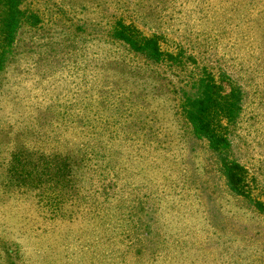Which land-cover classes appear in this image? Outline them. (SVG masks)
<instances>
[{"label": "rangeland", "instance_id": "1", "mask_svg": "<svg viewBox=\"0 0 264 264\" xmlns=\"http://www.w3.org/2000/svg\"><path fill=\"white\" fill-rule=\"evenodd\" d=\"M25 3L38 19L18 31L13 55L0 75V178L14 143L12 129L21 131L23 141L44 156L54 153L56 163L65 152L76 154L85 145L83 135L91 131L101 133L103 144L106 133H112L107 144L120 149L114 156L121 159L129 153H159L167 144L174 157L155 171L172 175L178 186L172 196L184 214L163 208V202L140 191L123 192L138 201L127 219L121 215L111 222L116 230L113 246L124 252L123 264L156 263L162 251L178 263L186 257V264H264L263 0ZM120 18L134 20L145 35L156 33L164 51L181 52L179 70L146 62L112 41L109 32ZM200 73L212 79L215 93L207 112L223 113L225 101L232 104L236 84L242 87L241 110L224 125L231 157L245 172V195L229 190L216 155L204 139L191 135L180 114V89L189 76ZM36 120L40 129L32 125ZM37 136L46 141H33ZM136 142L138 151L132 145ZM92 170L96 174L99 166ZM10 190L0 195V227L15 232L6 229L14 238L23 229L34 233L41 219L32 224L25 217L34 207L30 195L19 198ZM73 202L65 208L82 207L75 196ZM74 237L67 246L81 249L74 255L89 264L91 250L79 249ZM36 241L30 236L24 248L31 253L30 247L39 245ZM0 264L8 262L0 256Z\"/></svg>", "mask_w": 264, "mask_h": 264}, {"label": "trees", "instance_id": "2", "mask_svg": "<svg viewBox=\"0 0 264 264\" xmlns=\"http://www.w3.org/2000/svg\"><path fill=\"white\" fill-rule=\"evenodd\" d=\"M25 1L0 0V75L13 55L18 31L25 23L38 19L36 12L26 8ZM133 21L125 23L122 18L117 20L109 32L111 40L121 43L128 52L141 55L146 62L174 68L171 71L179 70L177 63L183 61L182 53L164 51L156 33L143 34ZM31 23L36 25L37 22ZM211 81L212 79L201 73L187 78L183 84L185 88L180 89V114L191 135L204 139L216 155L219 171L229 190L234 194L245 195V172L231 157V141L224 125L225 121L232 122L238 116L243 101V90L236 84L232 92V104L226 100L224 112L214 114L207 112L210 102L214 101L212 95L215 94ZM32 125L40 129L41 124L36 120ZM11 132L14 134V143L0 178V195L6 194V190L10 188V192L16 191L19 198H26L29 194L34 207L24 213L25 217L32 224L35 219H41V222L34 233L29 234L28 229H23L15 238L10 235L12 230L7 226L3 229L0 227V256L8 264H85V258H77L74 255L81 251V246H87L91 250L89 264H123L124 252L120 246H113L116 230L111 229V222H115L121 215L122 220L127 219L138 204V201L134 203V198H129L123 193L126 191L132 194L140 191L144 197L158 203L163 202V208L174 207L181 215L184 214L172 196L176 194L178 187L172 175L155 171L167 159L174 157L167 151L170 148L167 144L161 147L163 151L159 153L155 151L140 157L129 153L125 159H121L114 156L120 149H114L107 144L113 136L112 133H106L107 142L103 144L101 133L98 131L85 135L80 132L85 145L78 146L76 154L63 153L56 163V157L51 155L54 153L44 156L38 147L34 149L23 141L21 131L12 129ZM138 135L137 133V137ZM39 140L46 141L44 137L33 138V141ZM138 144H132L137 151L140 150ZM120 145L122 141H118V146ZM157 149L159 148L155 150ZM155 160L158 162H154ZM93 165L99 166L96 174L93 170L89 171ZM65 190H69L68 195L64 194ZM179 192L182 190L179 189ZM74 196L75 199L81 200L82 207L65 208V203L70 200V204H74ZM19 198L16 201H19ZM126 199L131 203V209ZM3 211L0 210V213ZM25 233L27 235H24ZM75 234L74 238L79 240L75 244L79 251H73L66 243ZM23 236L24 240L19 239ZM30 236L35 237L36 243H39L30 247L31 253L24 248L25 241H28ZM119 253L121 256L116 255ZM177 263L170 253L162 251L158 262L152 264ZM178 264H186V257Z\"/></svg>", "mask_w": 264, "mask_h": 264}]
</instances>
